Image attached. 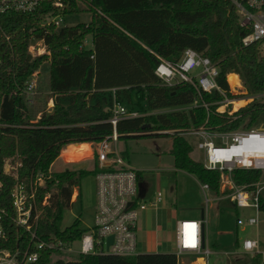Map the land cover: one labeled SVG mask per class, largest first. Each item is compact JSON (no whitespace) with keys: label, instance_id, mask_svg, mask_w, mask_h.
<instances>
[{"label":"trees","instance_id":"16d2710c","mask_svg":"<svg viewBox=\"0 0 264 264\" xmlns=\"http://www.w3.org/2000/svg\"><path fill=\"white\" fill-rule=\"evenodd\" d=\"M87 9L92 13L89 23H62L46 28L37 25L36 15L14 16L10 19L14 29L25 23L24 29L16 34L13 50L0 44L4 53L0 117L10 123L0 128V177L5 206L13 215L10 195L16 182L26 183L29 188L30 180L41 173L44 183L36 184L34 191L41 212L38 234L47 241L61 239L71 243L85 233L79 218L70 225H63V218L73 205L75 186L82 177L99 171L98 161L95 159L94 169L66 168L55 172L51 165L66 144L99 142L112 134L107 111L113 101L112 88H116L118 98L137 104L142 111L170 109L120 120L119 138L172 137L169 153L174 156L175 168L194 174L217 194L221 171L208 169L195 160L192 146L182 133L201 127L230 132L246 119L247 128H252L264 114V95L230 114L227 110L218 111L221 104L215 102L224 99L218 90L200 95L189 83L167 86L154 73L159 62L156 54L177 62L186 48H192L218 64V83L227 97L235 98L227 79L231 72L240 76L249 95L264 92V49L260 42L243 45L242 37L250 30L240 25L229 0H93ZM32 34L45 39L51 59L28 53ZM88 35L92 36L91 48L83 46ZM36 69H40V78L37 93L30 101L24 82ZM50 92L55 96V110L48 113V96L44 94ZM202 99L209 103L208 108L201 103L178 108ZM240 101L242 105L244 100ZM40 112L43 115L37 125H22ZM146 124L151 126L143 129ZM169 130L174 132H165ZM147 131L152 132L141 134ZM7 158L21 163L17 178L4 172ZM138 174L142 179V172ZM171 176L175 178L176 174ZM232 176L237 184H251L261 179L262 172L236 168ZM45 198L47 202L43 204ZM259 210L264 211L262 196ZM4 225L7 239H0V249L24 248L28 233L12 225L9 218ZM57 251L41 249L39 259L27 264H179L175 252L130 256L79 253L75 260H52ZM254 256L261 259L259 254Z\"/></svg>","mask_w":264,"mask_h":264},{"label":"built area","instance_id":"2783aa9c","mask_svg":"<svg viewBox=\"0 0 264 264\" xmlns=\"http://www.w3.org/2000/svg\"><path fill=\"white\" fill-rule=\"evenodd\" d=\"M229 1L236 9L240 25L250 30L242 37L243 45L248 46L260 42L264 49V0ZM79 4L89 8L92 6L93 0H0V44H5L8 50H13L16 34L24 29L25 23L18 29H14L10 20L14 16L36 15L34 18L40 27L60 26L65 23L64 14L74 10ZM83 46L86 47L85 40ZM28 53L34 57L47 55L51 59V51L45 39L37 37L35 34H32L30 38ZM156 55L159 62L154 73L165 85L172 86L177 82L189 83L197 89L200 95L203 92L211 93L218 90L224 95V99L215 103L222 105L223 102H233L219 86L217 78L220 74V68L210 57L202 55L192 48H186L177 62ZM3 65L4 53L0 46V92L2 90L1 70ZM195 69L200 70L194 74L192 72ZM39 78L40 69H36L31 77L24 82V91L29 96L30 101L33 100L32 96L37 93ZM111 90L114 92L113 101L107 111L109 112L108 122L112 124L113 132L103 140L93 142L92 145L94 146L93 155L99 164V171L95 174L97 180L95 226L79 239L80 248L78 252L81 254L130 256L141 253L138 233L140 213L148 207L157 208L163 199V192H157L155 197L149 201L144 200L140 194L139 170L131 167L116 148L120 139L117 131L118 122L122 119L150 114V111H142L137 104L122 101L115 94L116 88ZM260 95H264V92L254 95L252 100ZM199 103L208 108L209 103L203 99L189 106H196ZM53 105L52 93L50 92L47 108H51ZM218 111H220L219 108ZM40 113L35 117L37 119L32 118L22 125H37ZM8 125L10 123L0 117V128ZM207 130L203 127L192 130L193 133L200 134L201 139L197 146L204 153V166L208 169L221 171L220 194L222 197L229 198L237 207H252L256 210V215L249 216L246 221L238 218L237 224L241 225L246 222L258 227L260 197L264 190V163L261 165L258 160L264 159V126L230 131L231 134L225 137L222 142H215L208 135ZM234 146L235 148H233ZM12 159L7 158L5 160L4 172L17 178V170L21 163L15 168L16 172H12L9 165ZM236 168L261 170L262 177L251 184H237L232 176V172ZM43 183L44 177L41 173L30 180L29 188H27L26 183L16 182L10 195L14 209V214L11 215L5 206L4 182L0 177V239H7V231L4 225L6 218L10 219L12 225L18 229L22 228L29 235L28 243L24 248L0 249V264L35 262L40 257L41 249L73 250L70 247L71 243L61 239L47 241L38 234L41 212L38 209L34 186ZM202 188L204 192H211L208 184L202 183ZM78 197L79 193L75 192L74 188L72 200L75 201ZM206 201L207 203L210 201L207 194ZM46 202L47 198L44 199L43 204ZM110 236H113V241L108 244ZM259 244V237L245 239L243 248L254 255L259 254L264 262V251L260 250ZM213 253L215 251L207 243L204 220L180 219L177 221L176 254L179 258V264H185L182 259L184 256L194 258L190 264H210V257ZM194 260H199V262H194Z\"/></svg>","mask_w":264,"mask_h":264},{"label":"rangeland","instance_id":"374dc122","mask_svg":"<svg viewBox=\"0 0 264 264\" xmlns=\"http://www.w3.org/2000/svg\"><path fill=\"white\" fill-rule=\"evenodd\" d=\"M65 25H75L78 23H89L92 19V13L83 5L79 4L74 10L64 14ZM87 48L92 47V36L88 35L85 38ZM200 69H195L192 73H197ZM240 77V76H239ZM228 79V77H227ZM241 79V78H240ZM232 93L235 98L230 100L243 99L245 102L236 104L233 102H223L219 109L221 112L228 111L230 114L238 111L241 107L246 106L254 95L248 94L247 88L241 84L232 86L228 79ZM252 95V96H251ZM44 96H48L46 93ZM261 96V95H260ZM47 101V98H46ZM136 101V100H135ZM187 106L179 107L186 108ZM47 106L45 111H47ZM170 109H156L150 113L156 114L159 112L169 111ZM246 119L242 125L236 129L247 128ZM255 126H264V114L261 115L258 123ZM208 135L215 142H222L225 137H228L230 132H221L208 129ZM235 131V130H233ZM151 132V131H149ZM156 132V131H153ZM173 133L174 130H169ZM192 146L191 156L197 161H204V153L197 146L201 139L200 134L193 133L192 130L182 133ZM172 138L161 136H126L119 139L116 145L117 150L123 155L130 166L141 171L145 184L146 197L150 198L157 192L164 193L161 207L163 209L158 213L159 220L157 228H160V237L167 241L171 250H176L174 246L175 239V221L178 219H191L194 213L205 212V235L208 246L215 251L210 257V264H264L261 259H255L254 254L244 250L243 242L245 239H255L259 236L260 250L264 251V211L258 210L259 225H249L244 222L241 225L237 224L238 217L246 221L249 216L256 215V210L252 207H237L229 198L223 199L221 194L203 190L201 184L196 178L185 171H174V156L169 153V148ZM68 155H71L69 151ZM258 162L262 165L264 159H259ZM19 160H10L9 165L12 172H16L15 168L19 166ZM92 161H83L80 165L90 167ZM76 163L67 165L60 158L53 165L52 169L55 172L64 170L67 166L74 168ZM79 166V165H78ZM176 174L175 178L171 175ZM81 196L73 202L70 209L65 212L63 225H70L76 219H80L81 227L85 232H89L95 226V214L97 208V180L94 173H90L81 178L78 183ZM211 200L207 203L206 194ZM264 198V190L261 194ZM218 199H216V198ZM222 198V199H221ZM208 205V206H207ZM201 216V215H200ZM149 220V219H148ZM147 225V224H146ZM156 225L152 221V225H148V231L139 235V249H144L147 252L153 251L154 236ZM152 234H151V233ZM146 241L147 245L142 244ZM72 251H57L54 253L53 259L63 258L65 260H75L79 257L78 249L80 241L71 242ZM185 261L191 262L193 257H182Z\"/></svg>","mask_w":264,"mask_h":264},{"label":"crops","instance_id":"0c3cea01","mask_svg":"<svg viewBox=\"0 0 264 264\" xmlns=\"http://www.w3.org/2000/svg\"><path fill=\"white\" fill-rule=\"evenodd\" d=\"M93 46V45H92ZM232 73H234V72H231V73H229L230 75L228 76V79H229V77L230 76H235V77H237V79H238V81L240 82V84H241V79H240V77H239V75L237 74V73H234V74H232ZM239 77V78H238ZM230 81V80H229ZM231 83V82H230ZM52 98H53V103H54V105L51 107V108H47L48 110H47V112L48 113H51L52 111H54L55 110V96H54V94H52ZM238 108V107H237ZM152 111V110H151ZM150 111V112H151ZM150 114H153V113H150ZM43 115V112H41L40 113V115H39V120H40V118H41V116ZM34 119H37V118H34ZM152 132V131H151ZM144 133H150L149 131H147V132H141V134H144ZM172 138V137H171ZM171 144H172V142H171ZM78 146V145H85V146H83V147H81V148H74V146ZM93 145V142H84V143H70V144H66L62 149H61V153H60V155H59V157L55 160V162L58 160V159H62L63 160V162L64 163H66L67 165H69V163H76V164H78V165H76V167H74V169H78V168H85V169H94V167H95V157H94V155H93V152H94V146H92ZM170 148H171V145H170ZM169 148V149H170ZM69 151H71V152H74V153H71V155H74V156H70V155H68V154H70V153H68ZM87 160H89V161H92V164H91V166L90 167H84V166H82V165H80V163H82L83 161H87ZM196 160V159H195ZM54 162V163H55ZM204 162V161H203ZM53 163V164H54ZM52 164V165H53ZM52 165H51V169H52ZM67 168H71V167H69V166H67ZM66 169V168H65ZM73 169V168H72ZM53 170V169H52ZM60 171H62V170H60ZM174 171L176 172V171H185V170H183V169H176L175 168V166H174ZM186 173H188V174H190V175H192V176H194L195 178H196V180L201 184V186H202V183L197 179V177L194 175V174H191V173H189V172H187V171H185ZM142 177H143V175H142ZM144 179L142 178V179H140L139 178V185H140V194H141V196L143 197V199L144 200H147V201H149L150 199H153L154 197H155V195L157 194H154L152 197H150V198H147L146 197V191H145V184H144V181H143ZM75 192H77V193H79V196H81V192H80V187H79V185H77V186H75ZM163 198H164V193H163ZM216 198V197H215ZM216 199H218V198H216ZM222 199V198H221ZM223 199H227V198H225V197H223ZM210 200H211V198H210ZM219 200V199H218ZM163 201V199L159 202V205H158V207L157 208H152V207H148L147 209H145L144 211H142L141 213H140V217H139V227H138V229H139V235H142L143 234V232H147L148 231V229H147V226L148 225H152V221H154V223H155V225H156V228L154 229L155 230V236H154V238H155V240H154V242H155V244H154V249H153V251H150V252H175L176 253V250H175V248H174V250H171V249H168L169 248V245H168V243H167V241L169 242V240H164V239H161L162 237H160V228H157V226H158V220H159V215H158V213H160V211L163 209V207L165 206V204H164V206L163 207H161V202ZM208 206V205H207ZM204 210L202 209V212H203ZM204 214H205V212H204ZM201 215V216H200ZM239 218V217H238ZM149 219V220H148ZM191 219H194V220H199V219H201V220H204V230H205V222H206V218H205V216H204V218H202V213H194V215L192 216V218ZM178 220H180V219H178ZM178 220H176L175 221V227H174V230H175V239H174V246L176 247V224H177V221ZM147 224V225H146ZM149 232V231H148ZM151 233V232H150ZM152 234V233H151ZM259 237V236H258ZM142 244H144V245H147V242L146 241H142ZM214 251V250H213ZM140 252L142 253V252H147V251H145L144 249H140ZM183 259V258H182ZM193 260V259H192ZM192 260H191V262H192ZM183 262L185 263V261L183 260ZM191 262H187V264H190ZM194 262H199V260H194Z\"/></svg>","mask_w":264,"mask_h":264},{"label":"bare ground","instance_id":"6f19581e","mask_svg":"<svg viewBox=\"0 0 264 264\" xmlns=\"http://www.w3.org/2000/svg\"><path fill=\"white\" fill-rule=\"evenodd\" d=\"M229 80H230V82H231V84H232V86H237V85H239L240 84V82L238 81V79H237V77H235V76H230L229 77ZM240 86V85H239ZM230 98V97H229ZM242 99V98H241ZM241 99H239V100H234L233 101V103H234V105H235V107L237 108V105L236 104H239L241 101ZM245 102V101H244ZM83 146H85V145H76V146H74V148H81V147H83ZM233 148H235V146L233 147ZM244 151H246V149H244Z\"/></svg>","mask_w":264,"mask_h":264},{"label":"water","instance_id":"95a60500","mask_svg":"<svg viewBox=\"0 0 264 264\" xmlns=\"http://www.w3.org/2000/svg\"><path fill=\"white\" fill-rule=\"evenodd\" d=\"M150 126H151V124H146V125H143L142 128L145 129V128L150 127ZM165 132H169V131H165ZM204 216H205V214H204V211H203L202 212V218H204ZM112 241H113V236H110L108 238V244H111Z\"/></svg>","mask_w":264,"mask_h":264}]
</instances>
